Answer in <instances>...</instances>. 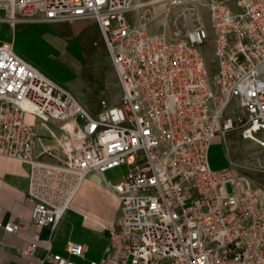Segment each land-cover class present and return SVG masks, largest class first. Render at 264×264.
Instances as JSON below:
<instances>
[{
	"label": "built area",
	"instance_id": "2783aa9c",
	"mask_svg": "<svg viewBox=\"0 0 264 264\" xmlns=\"http://www.w3.org/2000/svg\"><path fill=\"white\" fill-rule=\"evenodd\" d=\"M2 1L14 23L95 20L122 88L119 101L102 99L93 113L11 42L0 43V156L30 167L34 228H56L90 173L127 165L120 181L107 182L120 216L102 224L107 247L89 264H264L263 190L233 166L209 164L217 134L240 131L264 148V0L210 2L214 73L204 53L209 29L152 32L151 0ZM234 101L240 115L227 111ZM27 113L60 122V153L33 154ZM62 174L77 180L58 203L49 193L67 182ZM0 226L12 234L26 229L14 221ZM39 245L20 250L30 264H85L80 242L69 240L64 254L48 242L44 257L36 255Z\"/></svg>",
	"mask_w": 264,
	"mask_h": 264
},
{
	"label": "rangeland",
	"instance_id": "374dc122",
	"mask_svg": "<svg viewBox=\"0 0 264 264\" xmlns=\"http://www.w3.org/2000/svg\"><path fill=\"white\" fill-rule=\"evenodd\" d=\"M146 1L149 0H137L136 4ZM211 1L178 0L172 3L168 0L150 5L153 20L149 23V29L173 34L176 31L186 33L196 24L205 25L210 31V39L204 45V53L208 70L214 73L216 62L210 22ZM15 48L33 67L60 87L78 89L73 91L77 99L93 113L99 110L100 100L113 103L119 101L122 95L119 77L101 32L100 37L89 32H63L47 21H37L18 33ZM232 110L237 115L242 113L236 101L227 111ZM261 137L264 138L263 135ZM209 164L213 170L233 166L248 175L264 192V148L256 141L242 138L240 131L231 132L226 138L221 134L214 136L209 149ZM129 170V166L121 165L110 169L107 177L119 181ZM71 212L65 215V222L73 228L70 230L75 237L95 232L91 221L83 225L81 215ZM103 255L101 253L98 259Z\"/></svg>",
	"mask_w": 264,
	"mask_h": 264
},
{
	"label": "crops",
	"instance_id": "0c3cea01",
	"mask_svg": "<svg viewBox=\"0 0 264 264\" xmlns=\"http://www.w3.org/2000/svg\"><path fill=\"white\" fill-rule=\"evenodd\" d=\"M37 21L40 20L14 23L10 19L7 3L0 0V43L11 42L14 52L30 63L22 53L16 50L15 40L18 33L24 32L28 26ZM73 21L77 22L73 23ZM73 21L47 22L54 24L56 30L60 29L63 32H89L100 37L101 31L95 20L79 18ZM151 31L154 32L152 29ZM85 48L87 54L88 47ZM66 90L74 95L75 91H79L78 89ZM25 121L32 126L36 135L33 148L34 155H39L46 149H54L60 153L61 130L58 120L48 114L27 113ZM108 171L90 173L72 198L65 215L69 211L81 215L83 225L91 221L90 224L94 226L95 231L91 233L92 235L83 234L75 237L72 233L73 228L68 227L65 222V215L54 229L44 228L38 231L34 228L32 213L35 203L27 195L30 167L25 162L0 156V221H14L26 225L25 230L14 234L5 232L0 226V264H30L34 259L23 255L20 250L37 241L40 242V245L36 250V255L40 257L46 255L48 242H50L53 252L64 254L66 243L69 240H74L82 243L86 248L83 262L89 263L92 260H99L98 257L101 253H105L108 243V235L103 230L102 224L109 226L116 224L121 207L120 200L112 193L107 184L108 181L112 183L118 181L109 179L107 177ZM37 172L42 174L43 169L38 168ZM60 177L66 178L67 182L62 188L51 190L49 193L52 196H59L56 199L58 203L62 202V198L74 187L77 180L76 176L72 174H62ZM44 264L53 263L46 261Z\"/></svg>",
	"mask_w": 264,
	"mask_h": 264
},
{
	"label": "bare ground",
	"instance_id": "6f19581e",
	"mask_svg": "<svg viewBox=\"0 0 264 264\" xmlns=\"http://www.w3.org/2000/svg\"><path fill=\"white\" fill-rule=\"evenodd\" d=\"M165 1H168V0H151V3L154 5V4H158V3H162V2H165ZM174 0H171L172 3ZM177 1V0H176ZM155 2V3H154ZM137 3V2H136ZM137 5V4H136ZM263 196H264V192H263Z\"/></svg>",
	"mask_w": 264,
	"mask_h": 264
}]
</instances>
